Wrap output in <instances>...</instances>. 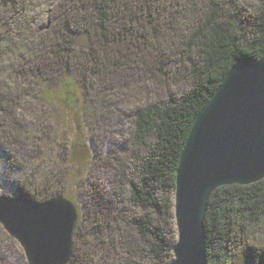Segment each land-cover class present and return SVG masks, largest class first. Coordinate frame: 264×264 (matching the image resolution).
I'll return each mask as SVG.
<instances>
[{"label": "trees", "instance_id": "obj_1", "mask_svg": "<svg viewBox=\"0 0 264 264\" xmlns=\"http://www.w3.org/2000/svg\"><path fill=\"white\" fill-rule=\"evenodd\" d=\"M263 54L264 0H0V153L23 174L16 158L46 138L49 116L26 112L29 97L74 114L79 97L93 98L106 75L124 80L153 71V63L167 75L183 63L192 79L181 92L157 79L161 97L136 109V140L147 150L135 176L126 180L108 158L114 177L96 179L98 200L73 199L79 218L68 264H111L116 244L126 264L172 259L176 170L188 132L230 67ZM54 114L48 125L59 129L64 118ZM28 182L33 189L19 180L18 195H68L45 174ZM204 225L208 264H264V178L217 187Z\"/></svg>", "mask_w": 264, "mask_h": 264}, {"label": "water", "instance_id": "obj_2", "mask_svg": "<svg viewBox=\"0 0 264 264\" xmlns=\"http://www.w3.org/2000/svg\"><path fill=\"white\" fill-rule=\"evenodd\" d=\"M264 178V54L233 64L196 115L183 145L174 193L177 240L167 264H208L204 217L219 186ZM79 218L63 194L38 200L0 194V224L27 264H68Z\"/></svg>", "mask_w": 264, "mask_h": 264}, {"label": "rangeland", "instance_id": "obj_3", "mask_svg": "<svg viewBox=\"0 0 264 264\" xmlns=\"http://www.w3.org/2000/svg\"><path fill=\"white\" fill-rule=\"evenodd\" d=\"M168 70L165 75L153 63V71H130L132 74L124 80L118 79L116 75L113 78L106 75L100 80L93 98L86 100L84 96L79 97L74 114L60 105L52 109L42 104L37 97H29L32 107L31 110L26 107V112L33 111L34 118L38 117L39 120L45 119V114L49 115L47 124L43 123L46 138L27 147V157L16 158L17 163L26 164L27 172L25 170L24 174L22 167L19 168L17 164L12 168L7 167L5 161L8 157L0 153V194L18 196L16 189L20 179V184L31 187L29 178L45 174L48 184L61 185L69 196L60 194L73 202H96V179L104 176L106 182H109L114 177V172L107 166L108 158H112L111 162L120 172H125L126 180L133 178L135 164L147 150L144 144L136 140V109L161 97L157 84L159 80L163 82V77L167 79L166 84L171 92L186 91L191 87L192 79L186 65L181 63L175 72L171 66ZM54 113L62 114L64 118L59 129H52L48 125V121L57 115ZM95 114H98L97 120ZM29 116L26 115V118L29 119ZM83 185L84 188L80 189ZM126 189L127 185H124L123 193ZM109 254L111 264H126L125 253L121 252L117 244L109 247ZM0 259L9 264H21L26 260L19 242L1 224Z\"/></svg>", "mask_w": 264, "mask_h": 264}]
</instances>
